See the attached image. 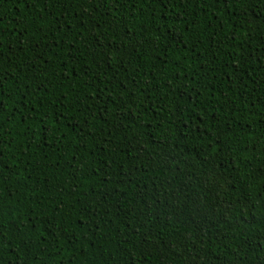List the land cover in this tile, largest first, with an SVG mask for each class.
Segmentation results:
<instances>
[{"label":"trees","instance_id":"obj_1","mask_svg":"<svg viewBox=\"0 0 264 264\" xmlns=\"http://www.w3.org/2000/svg\"><path fill=\"white\" fill-rule=\"evenodd\" d=\"M0 264H264V0H0Z\"/></svg>","mask_w":264,"mask_h":264}]
</instances>
